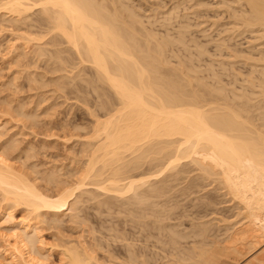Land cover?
<instances>
[{"label":"bare ground","instance_id":"6f19581e","mask_svg":"<svg viewBox=\"0 0 264 264\" xmlns=\"http://www.w3.org/2000/svg\"><path fill=\"white\" fill-rule=\"evenodd\" d=\"M191 1L195 2L194 5L197 8L207 7L206 0ZM221 1L222 5H227L230 8H234L233 5H237L238 9L243 8V10L233 9L235 12L233 18L236 24L242 25L247 29L260 28L264 30V0ZM0 3V10L5 11V14L1 16H10L9 20H7L15 22L14 24H18V26L27 25V30L30 31L29 34L36 36L30 39L28 35L25 39V37L23 38L24 35H19V38L21 37L25 41L29 38L28 41L35 42L39 47L36 44L32 45V42L26 44L31 45L29 48L37 46L35 50L32 49L35 53L37 52L38 57L45 59L48 54L51 60V56L55 57V63L59 65L56 68L53 69L55 67L53 60L48 59L47 62L48 65L51 61L52 72L54 70L56 72L68 71L67 69L72 65L70 64L71 62L74 65L76 64L74 59L80 60L82 65L89 64L93 69L92 71H95V76L90 80L86 77L87 74H84L83 71L85 70H82L83 75H80L82 77L79 75L77 77L82 80L85 77V82L80 79L78 83L76 80L79 78H76L75 74L72 77L73 79L76 78V82L66 76L70 80V83L67 84L76 83L73 88H69L73 89L70 90V93L74 94L76 92V96L80 95L81 89L86 91V87L82 88L85 83H90L86 84L87 86H94L92 88L94 92L100 91L101 88L106 86L103 90L109 93L105 95L103 94L104 91L101 90V94L99 91L97 92V94H100L99 96L96 94V97L98 96L96 99L98 101L101 100V103L108 107L109 111L102 114L101 117L99 115L98 117L95 116L96 126L93 129L92 139L82 143L83 148L81 147L82 151L80 153H83L85 158L81 155L79 156L82 157V160L86 159V161L81 162L78 166L76 165L75 168L66 174L63 173L62 167L61 170L60 168L48 169L49 171L45 170V172L43 170V172L39 169L38 162V164L25 165V167L29 168V172H26L27 168L26 171H23L19 169V167L21 168L20 165L15 166V163H13L14 159L17 158L15 155L17 150L14 146L16 143L13 144L9 141L10 144H8L9 142L7 144L3 143L2 148L0 147V202L5 204V215L11 218L9 221L11 226L7 227V229L14 233V242L12 245L7 246L3 252L7 264H47L50 261L48 260L50 254L44 252L45 249L40 232L46 226L47 230H60L63 225L65 226V223L79 225L83 219L84 210H87L85 209L88 206L87 204L91 202L95 201L98 205L97 208L101 211L102 207H116L120 203L114 204L115 201L118 203L117 200L125 199V201L123 200V203L125 202L124 205L127 203V205L131 206L130 208L133 207L132 205H139V210L142 211L144 209L140 208H142L146 199L154 196L157 198V196L166 194L169 197L167 199L169 203V199L172 196L170 197V194L165 193V191H168L167 188L171 184H169L170 179H168L171 176L166 175L164 180H162L163 177L161 180L156 178H160L163 172L170 171L169 173H171V171H175L185 158L190 159V163L197 164V166L199 164L200 170H203L202 173L218 186L219 191H223L225 197L230 198L229 202L236 203L238 206L236 217L240 218L239 221L242 220L245 223L242 224V227L239 226L241 228H233L232 225V228L225 230V232L233 230L231 235L230 232L228 233L229 237L225 246H223L224 244H222L221 240V244L218 242L219 240L216 242L219 245L216 243L210 244V242L208 244L207 242L206 246L204 243L202 245L200 241L199 243L202 246H195L193 242L194 248L189 250V253L191 254L195 251L197 256L193 255L192 257L185 250L184 252L187 255L183 253L184 256H182L180 252L182 257L178 259L180 255L178 253L179 255L176 259L173 254L174 260L171 259L167 263L213 264L220 260L219 256L222 253H230V251L235 254L242 253L244 250L242 251L241 249L240 251L239 248L243 247H239V244L245 242L243 244L248 249L246 255H250L254 250H256V253L260 252L256 257L252 254L251 259L253 258V262L251 260L249 262L251 264H264V247L262 246L264 244H262L264 241V69L260 70L261 78H257L256 75L250 76L246 81L248 87L244 86V89L238 90L235 86V88L230 89L227 86L228 84H223V79L217 74H214L217 79V83L214 85L203 81L199 75L201 72L192 67V59L188 60V62L182 61L183 58L181 59L180 63L187 71L184 69L178 70L181 68H173L170 66V57L168 55H170L169 52H171L174 43H176L175 40L171 39V36L160 37L158 33L148 30L143 24L140 12L128 6L124 0H0ZM178 9L179 5L172 10ZM18 26L17 29H19ZM25 27L23 26L20 29ZM25 36L27 35L25 34ZM178 41L179 43H185L184 34L179 37ZM60 43H62V46L63 44L68 45V49L66 48L67 52L68 50L72 51V55L70 54L67 57L65 55L67 54L65 52L66 49H60ZM230 43L231 50L235 53L233 55L237 58H242L243 56L240 55L242 52L238 49V46ZM58 45L59 48H57ZM47 46H50L49 49L51 51H49ZM222 46H227V43L224 42ZM25 49L27 48L25 47ZM205 50L206 48H200V55H203L206 52ZM63 53L64 58L62 57ZM262 53L264 56V52ZM72 56L73 59L71 60L70 57L72 58ZM245 58L253 60L252 57ZM78 60L77 65H80ZM258 61L264 62V57ZM66 65L68 66L67 69ZM48 66L50 67V65ZM76 74H80V72ZM66 77L64 75V79ZM87 80L89 82H86ZM56 81L58 82V80ZM80 81L82 82L81 85ZM63 85L65 90V83ZM107 87H109V91H107ZM60 88L63 89L62 87ZM88 89L90 91L89 87ZM78 91H80V94ZM94 92H92V95H95L93 94ZM90 93L87 92V94ZM110 94L114 95L113 100L116 101L114 103H116L117 108L114 110L112 109L115 105L114 103L111 104L113 100H109L111 98ZM1 95L0 109L3 112H7L11 116L15 114L16 117L21 118L34 127L40 124H38V118L41 115L38 114L39 117H37L36 110L34 113L26 111L25 103H22L23 105L20 103L14 105L12 99V101L7 100L8 97H2ZM108 95L110 97H107ZM104 96L107 99L103 98ZM100 97L103 100H107V102H102ZM79 98L84 100L85 96L83 98L80 95ZM87 100L83 102L86 103ZM3 105H6V107ZM110 105L114 107L112 106V108ZM100 109L104 110V106L103 109ZM51 129H48V131ZM2 134L0 132V137H3ZM73 136L76 135H72V138ZM68 137L70 138V136ZM78 137L76 136L75 138ZM27 153L26 160H31L36 158L35 155L38 152L33 153V150H30ZM72 156H75V154ZM18 158L21 159L20 156ZM188 164L187 166L189 167ZM17 166L19 167L17 168ZM162 166L164 167L160 168ZM185 171L190 172L191 170ZM179 173L177 177L175 174H173L175 177L171 174L172 178H179L178 176L183 174V171ZM172 178L171 181L177 180ZM167 182L168 185L166 186ZM174 182L173 184L175 185ZM130 194L131 196L128 197ZM102 196H106V199L97 201ZM166 202L164 201V203ZM153 207L155 209L156 206ZM16 209H22L21 212L24 213L22 220L18 223L14 222V211ZM127 209L128 207H126ZM147 209L142 213L148 212L150 208ZM137 210H135V213ZM159 210L157 211L160 214ZM97 212L99 213V211ZM137 214L140 215L141 213ZM153 214L157 213L152 212L150 214L151 217ZM159 214L157 216H160ZM133 215L135 216V214ZM150 215L147 214L146 218ZM163 215L164 213L161 216L165 217ZM90 221L92 219L88 222ZM239 221L238 223L235 222L234 226H237ZM84 222L88 223L87 220ZM80 225L86 226V224ZM112 227L114 226L112 225ZM159 228L161 229L162 227L159 226ZM203 228L201 230L196 229L197 232L195 234L201 236L199 238H202V240L205 239L204 241H210V239H206L215 231L210 232V227L209 230L206 227ZM168 229L170 230V226ZM188 230L186 228L187 232ZM212 230L215 229L212 228ZM180 233L175 232L173 235L178 237L177 239L173 237L175 244L179 242L177 240L181 236ZM214 234L215 236L218 235ZM98 239H96V242L88 241L89 239L87 240L83 236L77 241H73V239L68 242L66 239L67 242H64V245H66L65 249L62 251L63 253L61 252L62 264H100L98 258L100 255L96 256ZM174 243L172 242V245ZM108 244L110 243L108 242ZM97 245H99V248L100 244ZM102 245L104 247V243ZM208 245L210 249L207 247ZM211 245H213V249H211ZM152 247L154 248V246ZM178 250L181 251L180 249ZM136 251L138 252L139 250L137 249ZM137 252L130 251V256L124 260V264H150V262H146L148 259L140 260L144 256H142L141 250L140 253ZM243 255L246 256L245 254ZM117 261L119 260L117 259Z\"/></svg>","mask_w":264,"mask_h":264},{"label":"rangeland","instance_id":"374dc122","mask_svg":"<svg viewBox=\"0 0 264 264\" xmlns=\"http://www.w3.org/2000/svg\"><path fill=\"white\" fill-rule=\"evenodd\" d=\"M124 1L128 6L135 8L140 12L143 24L148 30L153 31L154 33H158V36L160 37L171 36L170 38L171 39L173 38L175 40L176 43H174V46L171 52H169L170 55H168L170 57V61H169L170 66H172L173 68H181V69H178L181 71L182 69L185 68L182 65V63H180L181 59L183 58L182 61L185 60L187 62L188 60L190 61V59H192L193 60L192 67L195 70L201 72V74L199 75L203 81L207 82L210 85H214L215 83H217V79L215 78L214 74H217L221 79H223V82H224L223 84L225 85L228 84L227 86L230 87V89L236 87L238 90L244 89L245 88L244 86L248 87V84L246 81L250 76L256 75L257 78L258 77L261 78L262 74L260 70L264 69L263 68L264 62L258 61V60L264 57L262 55L263 54L262 52H264V30H261L260 28L247 29L243 27L242 25L236 24L235 19L233 18L234 13H235L233 9L243 10V8L238 9L237 5H233L234 8L227 7V5L221 4L222 2L221 0H206L205 2L207 4V7L205 8L195 7L194 5L195 2L194 1L192 2L191 0H124ZM178 5H179L178 10H172L175 6H178ZM3 14H5V11L0 10V91H1L0 94H2L1 95L2 97H8V98L10 97L9 99L7 98V100H10V101L13 100L14 105H18L19 103L20 104L25 103L24 106H25L26 111L28 110L34 113V111L36 110L35 112L37 114V117H39L38 114L41 115L40 118H38V124L40 123L39 125L41 127L39 125L35 127L31 126L29 125L30 123H26V121L22 120L19 117H16L15 114L11 116L10 114L8 115L7 112L5 113L0 109V132L1 134L3 133L2 134L3 137L2 136L0 137V140H1L0 147L4 145L5 143L7 144L9 141L13 144L16 143L17 146L16 145L14 146L16 147V150H17L15 154L17 158L14 159L13 163H15L14 164L15 166L20 165L21 168L19 166H17V168L19 167V169L23 171H26L27 167H25V165L28 164L27 166H29L30 164L39 163L38 166L41 171L43 170L49 171L51 169H59V168L61 170V167H62L63 173L66 174L69 171H71L73 168H75L76 165L78 166L79 164H81V162L86 161V159L82 160V157L84 156V154L82 153L83 154L82 155L80 153L83 148L82 143L88 141V139L90 140L92 139L91 137L94 134L93 129L96 126L95 116L98 117L99 115V117H101L102 114H105L109 111L108 107H106L105 105H103V103H101V100L98 101V99H96L101 94V90H103L104 87L101 88L100 91L98 90L100 94L99 93L97 94L98 91H95V92L94 90L92 91V88L94 86L91 87V85L89 86L86 85L90 83H85V86H83L82 84L83 86L82 88L86 87L85 89L88 93L92 91L94 92L93 94H95V95H92V92H91L90 93L92 95L91 96L90 94H87V92L84 89H83L84 91L81 89V94H80V91L78 92L81 95V97L84 98L85 96L84 100L79 98L80 95H77L78 96L77 97L75 95L76 92L73 91L74 94L72 92L70 93V90H73V89H69V88H73L74 84L76 83H72L70 85L67 84V83H70L69 82L70 80L67 77L72 78L71 80L74 82L76 81L78 82L81 78L77 76L83 75L82 70H85L83 71L84 74H87V76L86 75L85 76L88 79L92 80L93 79L92 77L95 76V73H94L95 71H92L93 69L91 68V66L89 64L82 65L80 60L74 59L76 60L75 65L73 64V62L70 61L71 62L70 64L74 66L70 65L71 67L69 66L68 68V66L66 65L67 66L66 69L68 68L67 69L68 71L56 72L54 70L52 72L51 71L52 63L50 62L53 60L55 63V59H54L55 57L53 58V56H51L52 60L49 58L50 57L49 54H48V57H46L47 56L46 54L45 59L43 57L42 58L38 57L37 52L35 53L34 51L36 49L35 47H37L38 45L35 42L33 43L31 41L32 45L33 44L37 45L35 47L34 46L32 47L34 49L33 50L32 48H29L31 45L29 46L26 44L28 42L31 43L30 41H28L29 38L31 39L33 38V36H35L34 34L33 35L29 34L30 31L27 30L28 28L27 25H24L23 23H21L23 25H19L21 26L19 27L18 24H14L15 22L13 23L12 21L10 22L8 21L10 16L8 17L1 16ZM236 14L241 15L239 13H236ZM16 25L18 26L19 29L22 28L23 26L24 27L26 26V27L19 30L17 29ZM26 30L28 31V33ZM25 34L27 36H25ZM182 34H184L186 44L179 43L178 41L179 37L182 36ZM19 35L20 36L24 35L23 38L25 37V39L29 35V38L28 40L25 41V39L23 38L21 39V37L19 38ZM230 41L232 44L237 45L238 49L241 50L242 54L240 55L243 56L242 58H237L233 55L235 53H233L231 50L232 47H230L229 45ZM224 42L227 43V46H222ZM60 46H61L60 49L61 48H64L63 50H65L66 48L68 49V45L66 44H63L62 46V43H60ZM25 47L27 49H25ZM47 47L48 49L50 48V46H47ZM57 48H59V45ZM200 48H204V49L206 48L205 50L206 52L203 55H200ZM67 49L65 52L68 55L67 54L65 55L68 57L72 51L68 50L67 52ZM49 51L51 50L49 49ZM64 53H63V56L61 55L63 58H64ZM245 57H248V58L252 57L253 60H247V58ZM48 59L51 60L49 62L50 64L48 63V65H50L51 68L47 65ZM70 59L72 60L73 56L72 58L70 57ZM77 60L78 62H80L79 63L80 65H77ZM54 66L55 67H53V69L59 65L55 63ZM78 72H80V74H76ZM74 74L76 75V78H79V79L77 80L76 78L73 79ZM64 75L65 77L67 76L66 79H64ZM62 76H63V80H62ZM56 80H58V82ZM83 82H85V80ZM86 82H89V81L87 80ZM64 83L65 85L66 84L68 85V86L66 85L65 90H64L65 86L63 85ZM81 83L82 82L80 81V85ZM60 87H62L63 89H61ZM88 87L90 88V91ZM108 88L109 87H107V89ZM74 90H75V87H74ZM103 91L104 93L103 92L102 93L107 95L106 93L108 92H105V90ZM107 91H109V89ZM96 94L98 95L97 97H96ZM112 95H111V98H109V100L114 99V95L113 96ZM86 97L89 98V100H87ZM107 97H110V96L108 95ZM107 97L104 96L103 98L107 99ZM100 99H102V97H100ZM85 100H87L86 103L83 102ZM103 101L107 102V100L102 99V102ZM114 102L116 101L113 100L111 104ZM115 104L116 103H114V105ZM3 106L6 107V105H3ZM98 106H101V107H98ZM103 106H104V110H101L100 108L103 109ZM110 106L112 107L113 105H110ZM116 106L117 105H115V107L113 106L114 108L112 107L113 108L112 110L117 108ZM51 128L55 131H53ZM48 129H51V130L48 131ZM53 134L54 136L52 137ZM72 135H76L77 137L80 136L81 138L80 137L75 138L76 136H73L72 138ZM68 136H70V138ZM10 142L8 144H10ZM42 147H45V148H42ZM27 150L29 151L33 150V153L38 152L36 153L37 155H35L36 158H32L31 160L27 159L28 160L27 161L26 160L27 154H28L27 152H29ZM74 154L78 158L75 156H72ZM79 155H81L82 157ZM19 156L21 157L22 160L18 158ZM185 159L184 160L182 159L183 162L180 160L181 165L180 164L178 165L177 167L178 170L177 168L175 169V171L177 170L178 172L177 171L175 172L173 170L171 171V173H169L170 171L169 172L166 171V172H163V174H161L160 178H156L158 180L159 179L161 180V178L163 177L162 180H164V177L166 175L171 176L170 178H168L170 179V181L167 178H165L169 181V184L171 183L169 187L167 188L168 191L167 190L165 191V193L170 194L169 195L170 197L172 196L169 199L170 200L169 203L167 201L169 197L166 196L165 194L162 196H157V198L156 196H154L156 199L154 197L153 198L151 197L150 199H146L147 203L145 202L146 204L145 203H143V205L141 204L142 208L140 209L146 210L147 208L148 209L150 208L149 209L150 212L152 211L154 213L155 212L157 213V214H153L155 215L154 218H152L153 215L151 217L150 214L152 212L150 213L148 209H147L148 212L146 213L144 212L143 214L142 212L144 210L142 211L139 210V205L138 206L136 205L137 207L132 205L133 207L130 208L131 206L127 205V203L126 205H124L125 202L123 203V200L125 201V199L123 200L121 199V201L117 200L118 203H116V201L114 200L115 201L114 204L120 203L119 205L120 206L122 205V207H120L119 205H116V207L111 206L113 207L112 209L110 206L102 207L101 211L99 208H97L98 205L97 203H95V201L91 202L90 204H87L88 206H86L85 208L87 210H84L83 215H82L83 219L80 223V224H86V226L84 225L85 227L80 224L74 225V224L65 223V226L63 225L62 228H60V230L59 229H50V230L48 229L47 230V226H46L45 228L46 231L45 229L42 230L40 232L41 233L40 235L42 237L41 240L43 241V245H44L43 247L45 249L44 252L50 254V257H51V259L49 257L48 260L50 261H48L47 264L48 263L49 264H62L61 262L62 253H63L62 251H64L65 246H66L64 244L67 242V240L68 242L72 241L73 239H74L73 241H77L81 236H83L85 239L87 238V240L89 239L88 241H94V242H96V239L99 238L98 239L99 241L97 244H100V247H99L100 251L98 248L99 245L96 244V254H97L96 256L100 255L98 257L100 264H106L109 262H110L109 264H124V260L128 259V257L130 256L129 254L130 251L137 252L136 251L137 249L139 250L138 251L139 253H140V250L142 251L141 252L142 256L144 255L143 257L140 258V260L148 259L146 262L148 263L150 262V264L152 263L153 264H168L169 260L171 261V259H173L172 257L173 254H174V257L176 258L179 255L178 253L180 252L182 253V256L189 254L193 257V255H195V251L194 253L192 252L190 254L189 250L191 249L193 250L194 243H195V246H202L203 243L204 245L207 244V242L208 244L209 242L210 244L211 243L213 244V243H216L217 240H219L218 242L220 243L222 241V244H224L223 246H225L226 242L228 241V237H229L228 233L230 232V235L233 233V230L228 231V232H225V230L232 228V225H233V228H241L242 224L245 223L242 220L239 221L240 218L236 217L238 213V209H237L238 206L236 205L235 202H229L230 198L225 197L223 191L222 192L219 191L220 189H218V186L211 179H208V177H206L204 173H202L203 170L202 171L200 170L199 164L197 166V164H194L192 162L190 163L191 161L190 159H189L190 161L188 160V158H185ZM187 164L189 165V167L187 166ZM163 167L164 166L160 168H163ZM28 169L29 168H27L26 172H29ZM184 169L191 170V171L190 172L187 171L188 172L187 173ZM182 171H183V174L179 175L178 176L179 178H172L173 174H175V176L177 177L178 173L179 172L181 173ZM198 177L199 179L201 178L202 181L199 180ZM171 178L177 179V180L171 181ZM154 179L153 181L156 182L157 180L155 179L156 180L155 181ZM173 182L175 183V185L173 184ZM195 183L197 184V186ZM190 184L191 186H189ZM167 185H168V182L166 186ZM130 196L131 194L128 195V197ZM86 197H88V195H86ZM104 198L106 199V196L99 197L97 201L104 200ZM164 201L165 202L167 201V202L164 203ZM127 202L129 203V201ZM134 204H137V203H134ZM92 205H94L96 208ZM130 205H131V202H130ZM150 205L152 206V208ZM4 206H5L4 203L0 204V264L6 262L4 259V254H3L5 248L9 245H12V243L14 242L13 231H9L7 229V227L11 226V224L9 223L11 218L5 215ZM153 206H156L155 207L156 210L153 209L154 208ZM126 207H128L127 210L129 211L126 210ZM108 209L111 211H109ZM135 210H137L136 213H135ZM157 210H159L160 214L158 213ZM162 210L164 211L162 212ZM21 211L22 209L21 210L16 209L14 211V222L15 223L16 222L18 223L20 220H22L21 218H23L22 216H24V213H22ZM97 211H99V213ZM161 212L164 213L163 216L165 217L161 216L162 215ZM137 213L139 214L141 213L140 215L143 217H141ZM133 214H135V216ZM147 214L150 215V216H147L148 218H146ZM158 214L160 216H157ZM160 217L162 218L159 219ZM84 219L87 220V222L91 219L92 221L85 223ZM94 220L95 222H93ZM231 220L233 221L232 223H231ZM238 221H239V224H237V226H234V224L238 223ZM105 223L107 224L105 225ZM112 225L114 227H112ZM227 225L228 227L226 228ZM159 226H161L162 228L160 229ZM169 226H170V230L168 229ZM63 227H64V230H63ZM203 227L204 228L206 227V229L208 228V230L210 227V230H209L210 232L215 231L210 234L212 237L210 236L208 239H206V240L210 239V241H204L205 239L202 240V238H199L201 236H199L198 234L197 235L195 234V232H197L196 229L201 230V228ZM186 228L187 230L189 228L188 232L186 231ZM212 228H214L215 230H212ZM172 230H175V231H172ZM89 231H92V232H89ZM62 232L64 235L62 234ZM175 232H178V234L180 232L183 233V234L180 233V235L183 236L182 237L183 239L180 238L181 237L180 236L179 239L180 240L182 239V240L180 241L178 239L177 242L178 241L179 242L176 244L173 241L174 239L178 238V237L173 236ZM214 233H216V235L218 234L219 236L218 235L215 236ZM85 234L87 236L90 235L88 236L90 238H88ZM94 235H97V236L94 237ZM195 236L196 238H194ZM173 237L175 238L173 239ZM106 238L107 240H105ZM199 241L202 243V245L201 243H199ZM108 242L110 244H108ZM172 242L174 243L173 244L175 246L174 248H173ZM103 243H104V247L102 245ZM219 243H216V244L219 245ZM243 243L239 244V247H243V248L245 247L244 249L239 248L240 251L241 249L242 251L244 250L242 253L235 254V253H232L231 251L230 253L229 252L222 253L220 254V256L218 255L220 260H218V262H215L213 264H216V263L217 264H249L251 261L253 262L252 260L253 258L251 259L252 257L251 255L253 254V256L256 257L259 255L258 253L260 252L256 253V250H254V252H252L250 255L249 254L246 255L248 252V249ZM263 243L264 241L262 242V244ZM134 245L135 247L137 246L138 248L136 247L135 249ZM218 245H214V246H218ZM152 246H154V248ZM211 246H212L211 249H213V245ZM262 246L264 247V244ZM207 247L209 248V245ZM220 247H222V245H220ZM215 248L216 247H214V249ZM178 249H180L181 251H179ZM174 250H176L175 251L176 253L174 252ZM184 251L188 253L186 254ZM181 253L178 256V259L182 257ZM243 254H245L246 256H244ZM116 258L119 261H117ZM110 259H113L114 261L113 260L110 261ZM5 264H7V262Z\"/></svg>","mask_w":264,"mask_h":264}]
</instances>
